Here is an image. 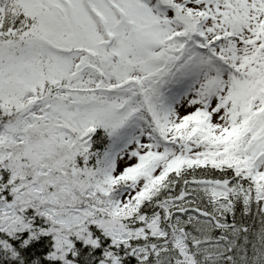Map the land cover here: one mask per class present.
I'll return each mask as SVG.
<instances>
[{
    "label": "trees",
    "instance_id": "16d2710c",
    "mask_svg": "<svg viewBox=\"0 0 264 264\" xmlns=\"http://www.w3.org/2000/svg\"><path fill=\"white\" fill-rule=\"evenodd\" d=\"M161 5L180 9L176 0H160ZM19 23L14 19L1 34L7 43L28 39L16 32ZM17 119L16 104L0 100V134ZM95 124L70 123L69 143L47 150L50 180L39 177L40 190L29 187L36 185L31 179L34 168H24L23 181L2 165L7 160H0V264H174L173 256L159 257L158 249L165 244L154 229L181 231L184 264H264V176L254 177L251 157L244 150L212 145L176 171L148 167L135 180L142 199L130 201L133 207L121 213L98 182L108 131ZM6 150L10 146L0 144L3 155ZM212 181L226 184L224 195L213 201L197 189L201 182ZM177 198L183 201L179 211L185 209L181 224H174L175 212L165 208ZM192 210L221 227L212 222L214 231L194 228L185 221L186 211ZM166 245L171 253L172 245Z\"/></svg>",
    "mask_w": 264,
    "mask_h": 264
},
{
    "label": "rangeland",
    "instance_id": "374dc122",
    "mask_svg": "<svg viewBox=\"0 0 264 264\" xmlns=\"http://www.w3.org/2000/svg\"><path fill=\"white\" fill-rule=\"evenodd\" d=\"M20 1L28 3L22 4H24L26 10L30 11L29 5L31 1ZM38 1L33 0L36 4H38ZM69 1L78 8L80 7L79 1ZM241 1L245 5L241 12L248 13L255 11L253 15L260 23L258 27L259 31L253 35L252 39L255 40L256 36L260 37L263 34L258 40L259 43L255 44L256 47H259L260 41L264 40V0ZM108 2L116 3L117 7L120 5L127 13L126 18L128 20H136V23L140 21L142 23L147 22V24L153 22L148 28H151L156 23L154 21H158L162 25L161 15L166 17V20L163 22L171 27L179 23L169 11L148 6V4L152 3V0H121L124 4L123 6L120 4V0H87L88 7L94 11L97 10L96 5L101 4L104 6ZM68 6L69 8H73L71 5ZM110 6L114 7L112 4ZM187 7L192 8L191 6ZM106 10L103 19L105 22H108V20H112L110 16L111 12L108 8ZM248 17L251 18L248 15L245 19ZM82 20L85 23L84 19ZM127 28L130 29L131 26ZM135 28H137L136 24ZM143 28L137 29V33L141 35ZM236 32L241 33L239 27L236 28ZM144 40H147V37H144ZM207 42L211 41L195 37L190 38L181 47L182 50H186L187 54L192 57L190 60L191 65L185 70V74L175 78L174 88L168 92L165 91L164 95L168 93L166 96L169 99L164 100L166 96L162 98V102L164 100L163 112L169 114L173 110L170 105V97L176 95L184 96L185 105L176 110L165 123L158 124L156 116L154 117L155 113L153 109L149 104L146 105V99L136 95L134 90L122 91L120 95L111 99L115 105L111 102V105L105 109L107 113L112 111V109L115 110L116 107L118 110L123 109L124 114L119 113L124 120L127 119V130L124 133V137L113 147L111 154L106 159L110 175L113 178L112 187L117 194V202L121 209L125 206L126 197L132 194L131 189L121 183L124 171L127 168L136 166L138 163L140 165L142 162H146V160L155 162L157 159H166L172 153V148L167 146H170L171 142L178 143L179 139H183L190 133L200 131L208 138L220 141L224 140L226 142L236 141L241 137L244 143L250 145L252 151L260 149L257 142L260 141L262 129L257 124H253V127L250 128V124L247 122V117L250 116V113L252 111L257 112L260 105L254 104L251 111H244L240 107L237 108L235 102L240 89L245 87V82H250V79L253 77L251 74L246 75L247 72L243 69L244 63L250 59L245 58L243 54H240V58L237 56L239 49L242 48L240 45H246V41L240 38L236 42L233 41L229 44L227 43L226 46L217 48L213 44H207ZM38 50L41 64L37 68L44 73V76L46 75L48 81L56 82L60 80L61 83L70 85L73 84L70 80H79L77 77L79 73L81 77L80 81L83 84L88 85L90 81L93 86H96L98 79L94 69L95 66L91 64L93 55L74 54L73 56H65L58 53L57 50L47 51L46 46L42 45L40 49L33 47L32 52L29 51L30 56L33 58V54ZM95 54H98V51ZM97 56L95 55L94 59L96 58V62L99 63L101 61L97 60ZM99 56L103 61L110 58V56H102L101 54ZM31 74L32 71L30 72V70L25 69L27 82L33 81L30 78ZM39 75L37 72L36 76ZM44 76L41 78L44 79ZM18 77L21 78L22 75L20 74ZM22 80L25 81V79ZM37 82H39V79H37ZM200 82L204 83L206 94L203 98L197 99L196 95ZM33 84L35 85V83ZM96 91H100V93L95 94ZM96 91L92 92V103L95 107H98L102 100L104 103L110 100L104 89L97 88ZM124 105L127 107H124ZM250 118L252 117L250 116ZM204 187L217 195L223 192L220 183H212ZM192 221L195 224L201 223L200 220L193 217ZM206 221L208 220L206 219ZM173 245V248H177L175 251L176 258L183 259L181 233L177 234ZM164 250H167V247Z\"/></svg>",
    "mask_w": 264,
    "mask_h": 264
}]
</instances>
